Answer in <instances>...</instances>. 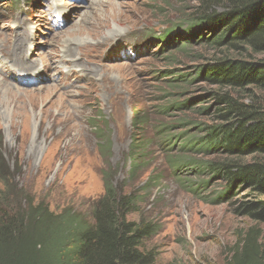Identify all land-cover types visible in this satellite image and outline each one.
<instances>
[{
  "label": "rangeland",
  "instance_id": "obj_1",
  "mask_svg": "<svg viewBox=\"0 0 264 264\" xmlns=\"http://www.w3.org/2000/svg\"><path fill=\"white\" fill-rule=\"evenodd\" d=\"M185 1L16 0L10 17L0 0V157L17 189L56 214L69 208L86 215L103 195L109 165L117 189L139 200L128 219L155 226L146 243L154 264H226L246 233L263 232L236 211L240 197L255 196L240 190L233 200L214 202L221 182L202 187L204 175L188 168L175 178L168 174L170 154L159 151L149 152L156 160L138 182L126 175L133 109L148 119L145 132L134 129L140 142L143 135L153 139L158 123L173 127L169 137L197 138L216 125L215 94L224 91L202 79L191 82L216 53L194 45L185 50L191 55H177L175 46L154 48L167 29L181 31L180 14L188 17L197 4ZM256 59L264 62V54ZM162 139L151 147L161 148ZM105 140L108 153L101 150ZM185 141L175 137L163 149L175 146L169 153L181 155ZM154 169H164L162 179L144 187Z\"/></svg>",
  "mask_w": 264,
  "mask_h": 264
},
{
  "label": "trees",
  "instance_id": "obj_2",
  "mask_svg": "<svg viewBox=\"0 0 264 264\" xmlns=\"http://www.w3.org/2000/svg\"><path fill=\"white\" fill-rule=\"evenodd\" d=\"M196 2L188 17L180 14V32L171 27L161 34L159 42L163 44L158 51L168 45L175 46L177 55H191L185 50L194 45L216 53L191 80L202 79L224 91L215 94L219 106L216 125L202 128L199 138L184 132L169 137L173 127L167 123L152 126L153 139L143 135L140 142L132 135L126 158L127 179L138 182L155 162L149 152L155 155L150 146L159 135L164 134L160 151L167 144L173 146L175 137L186 140L181 155L169 153L175 146L162 150L170 154L165 156L168 173L178 177L181 169L188 168L194 176L204 175V180H197L207 188L218 180L222 186L213 193L214 202L233 200L240 190L250 192L255 198L246 201L240 197L236 211L264 227V201L259 199L264 196V100L258 95L264 94V62L255 60L264 54V0ZM164 6L168 7L166 2ZM186 106L180 104L178 110ZM132 119L133 129L146 128V117L138 109ZM110 147L105 140L101 150L108 153ZM214 152L217 157L210 159ZM4 164L0 157V264H154L146 243L155 234V226L143 219H128L137 213L139 200L117 189L109 165L102 178L103 195L86 215H81L69 208L56 214L44 201H34L17 189ZM164 173V169L151 170L144 187L158 182ZM196 187L191 192H196ZM241 241L226 264H264V229H251Z\"/></svg>",
  "mask_w": 264,
  "mask_h": 264
},
{
  "label": "clouds",
  "instance_id": "obj_3",
  "mask_svg": "<svg viewBox=\"0 0 264 264\" xmlns=\"http://www.w3.org/2000/svg\"><path fill=\"white\" fill-rule=\"evenodd\" d=\"M159 43L161 44V46L158 48V50L162 47V42H159ZM158 50H156V51H158ZM156 51L154 52V54L156 53ZM158 52H159V51H158ZM158 52H157V53H158ZM167 109H168V106H167V107L165 106V109H164V110H167ZM134 110H135V109H133V112H134ZM138 110H139V109H138ZM162 110H163V109H162ZM133 112H132V114H133ZM143 117H145V116H143ZM131 119H132V115H131ZM132 122H133V119H132V121H131V126H132ZM148 126H149V124H148V119H147V117H146V124H145V127H146V128L141 129V131H144V132H145L146 129L148 128ZM135 128H137V127H135ZM151 129H152V127H151ZM132 130H133V131H132V134L130 135V138H129V139H130V140H129V146H130L131 136H132V135H135V137H136L137 139H139V137H137V134L135 133L133 127H132ZM138 130H139V129H138ZM151 133H152V131H151ZM152 134H153V133H152ZM154 135H155V134H154ZM154 135H153V136H154ZM163 136H164V134H163L162 136L159 135L157 139L160 140V138L163 137ZM146 138H149V137L146 136ZM155 140H156V139H155ZM152 145H153V144H152ZM152 145H151V146H152ZM151 146H150V148H152ZM154 146H155V141H154ZM152 149H153V151L155 152V154H158V151L163 153L162 150L160 151L159 149H155V148H152ZM128 150H129V149H128ZM127 154H128V153H127ZM163 155H164V154H163ZM126 163H127V161H126ZM126 166H127V164H126ZM167 169H168V168H167ZM168 174H169V173H168ZM172 176H173V175H172ZM174 177H175V176H174ZM175 178H176V177H175Z\"/></svg>",
  "mask_w": 264,
  "mask_h": 264
},
{
  "label": "bare ground",
  "instance_id": "obj_4",
  "mask_svg": "<svg viewBox=\"0 0 264 264\" xmlns=\"http://www.w3.org/2000/svg\"><path fill=\"white\" fill-rule=\"evenodd\" d=\"M108 12H109V10H108ZM103 15V14H102ZM104 17V16H103ZM113 20V19H112ZM86 34H87V32H86ZM89 35V34H88ZM63 39V38H62ZM75 40V39H74ZM85 49H86V47H83L82 48V50L81 51H85ZM124 71V70H123ZM8 86V85H7ZM53 89V88H52ZM51 91V90H50ZM16 96V95H15Z\"/></svg>",
  "mask_w": 264,
  "mask_h": 264
}]
</instances>
